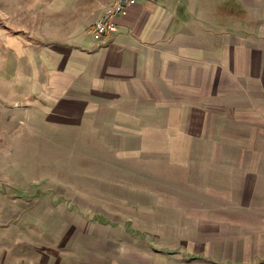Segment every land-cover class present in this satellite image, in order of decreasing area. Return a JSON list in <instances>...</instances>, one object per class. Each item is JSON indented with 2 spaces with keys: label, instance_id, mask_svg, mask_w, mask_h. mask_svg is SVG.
I'll return each mask as SVG.
<instances>
[{
  "label": "rangeland",
  "instance_id": "374dc122",
  "mask_svg": "<svg viewBox=\"0 0 264 264\" xmlns=\"http://www.w3.org/2000/svg\"><path fill=\"white\" fill-rule=\"evenodd\" d=\"M111 4L0 0V264H234L264 246L262 101L244 78L234 117L91 94L63 58Z\"/></svg>",
  "mask_w": 264,
  "mask_h": 264
},
{
  "label": "crops",
  "instance_id": "0c3cea01",
  "mask_svg": "<svg viewBox=\"0 0 264 264\" xmlns=\"http://www.w3.org/2000/svg\"><path fill=\"white\" fill-rule=\"evenodd\" d=\"M115 23L102 41L91 32L81 35L63 58L69 79L89 80L94 73L96 88L90 81L86 87L91 94L129 101L133 117L160 118L179 101L183 111L173 117H234L223 112L234 110V83L244 78L247 117L255 116V102L264 107V0H138ZM209 103L221 111L207 110ZM169 124L155 129L170 131ZM258 248L248 244L246 257L234 264H264V246Z\"/></svg>",
  "mask_w": 264,
  "mask_h": 264
},
{
  "label": "built area",
  "instance_id": "2783aa9c",
  "mask_svg": "<svg viewBox=\"0 0 264 264\" xmlns=\"http://www.w3.org/2000/svg\"><path fill=\"white\" fill-rule=\"evenodd\" d=\"M137 1L138 0H112V4L108 7L106 13L95 22L92 31L93 35L100 37L115 31V18L121 15L127 7Z\"/></svg>",
  "mask_w": 264,
  "mask_h": 264
}]
</instances>
